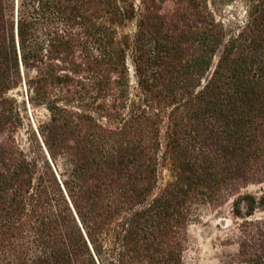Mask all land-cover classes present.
Instances as JSON below:
<instances>
[{
    "label": "trees",
    "instance_id": "obj_1",
    "mask_svg": "<svg viewBox=\"0 0 264 264\" xmlns=\"http://www.w3.org/2000/svg\"><path fill=\"white\" fill-rule=\"evenodd\" d=\"M209 1L0 0V264H184L229 200L264 264V0L236 29Z\"/></svg>",
    "mask_w": 264,
    "mask_h": 264
},
{
    "label": "rangeland",
    "instance_id": "obj_2",
    "mask_svg": "<svg viewBox=\"0 0 264 264\" xmlns=\"http://www.w3.org/2000/svg\"><path fill=\"white\" fill-rule=\"evenodd\" d=\"M209 3L218 21L230 25L233 29L242 25L243 0H210ZM13 4L16 8L17 0H13ZM11 94L20 105L24 125L17 135L21 137L26 148L28 129L46 121L48 114L42 106L21 103L26 98L24 88L19 87ZM164 175H167V172H164ZM263 187L262 184L250 185L242 191L260 195ZM255 216H264V210L257 209ZM239 222L240 220L232 214L231 200L214 206H198L187 230V242L182 254L184 264H239L237 261Z\"/></svg>",
    "mask_w": 264,
    "mask_h": 264
}]
</instances>
